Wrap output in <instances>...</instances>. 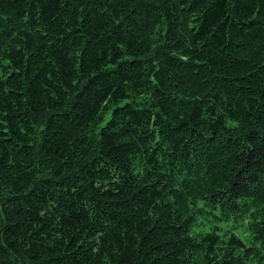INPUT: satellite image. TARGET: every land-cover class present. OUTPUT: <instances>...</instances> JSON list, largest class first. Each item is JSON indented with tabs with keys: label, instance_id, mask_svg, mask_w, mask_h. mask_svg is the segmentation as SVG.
<instances>
[{
	"label": "trees",
	"instance_id": "obj_1",
	"mask_svg": "<svg viewBox=\"0 0 264 264\" xmlns=\"http://www.w3.org/2000/svg\"><path fill=\"white\" fill-rule=\"evenodd\" d=\"M0 264H264V0H0Z\"/></svg>",
	"mask_w": 264,
	"mask_h": 264
},
{
	"label": "rangeland",
	"instance_id": "obj_2",
	"mask_svg": "<svg viewBox=\"0 0 264 264\" xmlns=\"http://www.w3.org/2000/svg\"><path fill=\"white\" fill-rule=\"evenodd\" d=\"M198 208L202 209L201 216L198 217L193 232H210L213 228H219V235L233 233L246 245L249 244V233L246 225L247 219L242 217L220 218L217 210L209 209L199 203Z\"/></svg>",
	"mask_w": 264,
	"mask_h": 264
}]
</instances>
